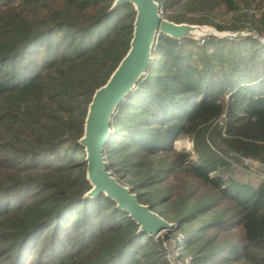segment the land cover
I'll return each instance as SVG.
<instances>
[{
	"label": "trees",
	"instance_id": "16d2710c",
	"mask_svg": "<svg viewBox=\"0 0 264 264\" xmlns=\"http://www.w3.org/2000/svg\"><path fill=\"white\" fill-rule=\"evenodd\" d=\"M157 1L166 20L236 35L158 36L112 118L106 169L174 224L181 263L264 264V179L238 180L231 163L264 166V0ZM112 3L0 0V264H169L114 202L84 197L77 141L135 17Z\"/></svg>",
	"mask_w": 264,
	"mask_h": 264
},
{
	"label": "water",
	"instance_id": "95a60500",
	"mask_svg": "<svg viewBox=\"0 0 264 264\" xmlns=\"http://www.w3.org/2000/svg\"><path fill=\"white\" fill-rule=\"evenodd\" d=\"M129 4L135 17L129 48L104 85L96 89L87 106L83 133L77 144L85 152V179L90 190L86 198L103 195L115 203L116 208L125 212L138 226V233L159 239L168 250L170 264H179L175 245L171 246L170 234L175 226L151 211L147 205L138 202L130 188L106 169L105 146L111 134L110 124L118 106L131 94L139 80L147 74L152 62L154 40L164 35L173 40L205 37H228L229 33H219L208 26L174 24L159 14L160 4L155 0H113L110 10ZM192 26V32L185 29Z\"/></svg>",
	"mask_w": 264,
	"mask_h": 264
},
{
	"label": "rangeland",
	"instance_id": "374dc122",
	"mask_svg": "<svg viewBox=\"0 0 264 264\" xmlns=\"http://www.w3.org/2000/svg\"><path fill=\"white\" fill-rule=\"evenodd\" d=\"M156 2H158L157 0H155ZM159 3V2H158ZM160 4V3H159ZM133 8V7H132ZM134 10V9H133ZM161 10V9H160ZM159 10V14L160 16L163 18V14L161 13V11ZM166 20V19H165ZM169 21V20H167ZM171 22V21H169ZM174 23V22H172ZM176 24V23H174ZM219 33H227V32H219ZM245 35V34H243ZM158 39V38H157ZM201 39V38H200ZM200 39L199 40H195V39H191V41H194V42H200ZM218 39V38H217ZM219 39H228V37H220ZM156 42L157 40H154V48H155V45H156ZM261 42L264 43V38L261 39ZM201 44V43H200ZM154 48H153V51H154ZM153 54V52H152ZM111 127V126H110ZM109 127V128H110ZM111 129V128H110ZM111 135V134H110ZM183 140V139H182ZM193 148V147H192ZM192 148L190 151H185V152H191L192 151ZM84 153V158H85V152L83 151ZM231 163L233 164V166L235 167V170H236V173H235V178L238 179V180H241V181H251V182H258L260 180H263L264 179V168L261 164H259L258 162L255 163L254 161V164H245L243 161L241 162V160L237 159V158H232L231 159ZM247 166V167H246ZM115 177V176H114ZM116 178V177H115ZM117 179V178H116ZM122 182V184L128 188H130L127 184H125L122 180H120ZM157 214V213H156ZM168 222V221H167ZM176 240L177 241H181V236L179 234H177L176 236ZM170 242H171V246L175 245V239L174 237H171L170 236ZM162 243V242H161ZM166 250V249H165ZM166 259L167 261L169 262L170 264V257H169V254H168V250H166ZM178 262L179 264H187L188 260L184 261L183 263H181V261H179L178 259Z\"/></svg>",
	"mask_w": 264,
	"mask_h": 264
},
{
	"label": "clouds",
	"instance_id": "9594fccd",
	"mask_svg": "<svg viewBox=\"0 0 264 264\" xmlns=\"http://www.w3.org/2000/svg\"><path fill=\"white\" fill-rule=\"evenodd\" d=\"M194 146V142H192L190 139L185 138V139H181V138H177L174 142H173V149L177 152H185V151H190L191 148Z\"/></svg>",
	"mask_w": 264,
	"mask_h": 264
},
{
	"label": "built area",
	"instance_id": "2783aa9c",
	"mask_svg": "<svg viewBox=\"0 0 264 264\" xmlns=\"http://www.w3.org/2000/svg\"><path fill=\"white\" fill-rule=\"evenodd\" d=\"M160 9H161V5H160ZM161 11V10H160ZM233 37H235V35H229L228 36V39H231V38H233ZM203 41H204V38H201L200 39V43L202 44L203 43ZM239 160H241V162L243 161L245 164H254V161L253 160H250V159H247V158H243V157H240V158H238ZM255 163H257L256 161H255ZM260 164V163H259ZM262 165V164H261ZM263 166V165H262ZM247 167V166H246ZM263 168H264V166H263Z\"/></svg>",
	"mask_w": 264,
	"mask_h": 264
},
{
	"label": "bare ground",
	"instance_id": "6f19581e",
	"mask_svg": "<svg viewBox=\"0 0 264 264\" xmlns=\"http://www.w3.org/2000/svg\"><path fill=\"white\" fill-rule=\"evenodd\" d=\"M194 30H195V28L192 26H189V27H187V29H185V31H187V32H192Z\"/></svg>",
	"mask_w": 264,
	"mask_h": 264
}]
</instances>
